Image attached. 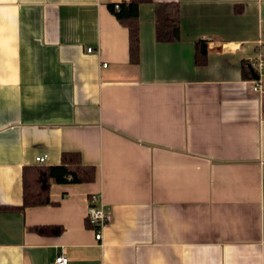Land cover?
Instances as JSON below:
<instances>
[{
    "label": "crops",
    "instance_id": "crops-1",
    "mask_svg": "<svg viewBox=\"0 0 264 264\" xmlns=\"http://www.w3.org/2000/svg\"><path fill=\"white\" fill-rule=\"evenodd\" d=\"M128 1L0 0V264H264V92L246 74L264 0L142 5L137 64L110 10ZM162 4L179 7L178 42L157 40ZM72 152L97 181L23 211L24 168ZM94 195L113 216L101 243Z\"/></svg>",
    "mask_w": 264,
    "mask_h": 264
},
{
    "label": "trees",
    "instance_id": "trees-1",
    "mask_svg": "<svg viewBox=\"0 0 264 264\" xmlns=\"http://www.w3.org/2000/svg\"><path fill=\"white\" fill-rule=\"evenodd\" d=\"M152 0H129L119 5L110 6L111 12L121 24L129 29L130 33V59L137 64L140 55V7L151 4ZM180 10L176 4H162L157 7L156 24L157 40L160 42H178L180 40ZM208 56L206 41L196 43L195 61L202 66ZM252 67L247 68V76L252 78ZM98 178L97 168L85 165L79 153H64L62 161L56 166L36 165L24 168L23 172V206L24 211L32 207H44L52 204L50 189L54 184H91ZM42 235H61L62 227L35 228Z\"/></svg>",
    "mask_w": 264,
    "mask_h": 264
},
{
    "label": "built area",
    "instance_id": "built-area-1",
    "mask_svg": "<svg viewBox=\"0 0 264 264\" xmlns=\"http://www.w3.org/2000/svg\"><path fill=\"white\" fill-rule=\"evenodd\" d=\"M116 9L119 10V5H116ZM88 52H93V49H88ZM250 62L251 67L259 75V80H254L252 82L251 90L254 92H264V54L261 55L257 61ZM36 163L38 165H44L46 163V158L38 157ZM112 221V213L107 209L104 199L97 195L91 197L87 212V224L94 231L96 241L99 243L103 241L104 230ZM51 264H69V259L61 255Z\"/></svg>",
    "mask_w": 264,
    "mask_h": 264
},
{
    "label": "water",
    "instance_id": "water-1",
    "mask_svg": "<svg viewBox=\"0 0 264 264\" xmlns=\"http://www.w3.org/2000/svg\"><path fill=\"white\" fill-rule=\"evenodd\" d=\"M252 75L255 80H259V75L251 68Z\"/></svg>",
    "mask_w": 264,
    "mask_h": 264
}]
</instances>
